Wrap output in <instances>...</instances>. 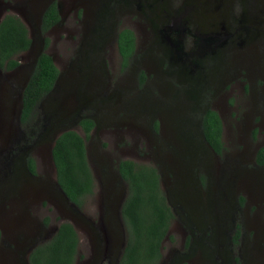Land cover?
<instances>
[{
    "label": "rangeland",
    "instance_id": "obj_1",
    "mask_svg": "<svg viewBox=\"0 0 264 264\" xmlns=\"http://www.w3.org/2000/svg\"><path fill=\"white\" fill-rule=\"evenodd\" d=\"M49 1L0 0V17L6 12L17 15L37 44L42 36L47 38L44 50L59 72L56 89L44 94L31 120L22 123L19 115L16 119L19 95L33 50L19 52L15 68L0 69V264H27L29 246L48 238L61 220L77 233L73 264H90L104 253L111 256L123 237L117 206L125 187L117 181L119 188L113 192L112 182L106 181L115 176L117 158L151 164L159 174L173 216L167 230L171 237L161 241L158 264H169L174 256L189 264H264V172L252 163L254 146L264 142V85H256L252 77L260 81L263 70L256 63L248 67L262 59L254 56L262 52L258 40L264 49V31L256 29L257 21L264 27V0H211L203 10L193 7L200 25L204 22L220 33L237 27L229 37L236 54L232 63L228 59L231 77L218 73L220 59L215 58L192 70L168 65L150 34L156 17L127 0H56L58 24L41 33L40 11ZM208 9L215 18L205 17ZM247 19L256 27L254 39ZM121 27L130 28L136 38V52L123 65L115 42ZM247 54L250 60L243 59ZM256 87L262 91L255 93ZM204 106L217 111L222 123V149L216 158L198 128ZM138 109L142 114L135 117ZM85 113L95 122L84 139L93 187L82 197L79 211L87 222H80L61 207L50 147L60 129L83 135L77 119ZM22 137L32 144L26 153L16 149L23 145ZM27 156L33 159V173L25 168ZM93 161L100 169L109 164L101 183ZM104 213L114 216L117 228L112 234L101 231L105 239L97 240L90 229ZM192 226H209L212 232L190 248L187 241L180 247L183 233Z\"/></svg>",
    "mask_w": 264,
    "mask_h": 264
},
{
    "label": "trees",
    "instance_id": "obj_2",
    "mask_svg": "<svg viewBox=\"0 0 264 264\" xmlns=\"http://www.w3.org/2000/svg\"><path fill=\"white\" fill-rule=\"evenodd\" d=\"M59 20L56 3L51 1L44 8L39 29L44 32ZM30 37L24 23L14 13L0 17V68L10 70L18 64L16 55L26 50ZM47 38L43 36V51L36 58L33 69L21 90L20 122L31 120L38 100L51 88L58 73L51 55L44 50ZM116 46L121 64H126L133 48L130 29L117 32ZM142 78V77H141ZM83 135L72 128L61 130L54 138L50 154L59 186L75 204L80 206L82 197L92 192L93 175L87 162L84 139L93 125L90 117L79 119ZM204 139L216 150L221 147L220 119L208 108L201 117ZM264 145L258 151H262ZM29 170L34 171L33 159L26 157ZM116 168L126 184V193L119 213L125 230V242L118 264H158L161 258V241L167 232L173 213L160 187L155 166L120 158ZM46 217L43 222H46ZM78 237L73 225L61 220L45 240L36 243L28 252L29 264H73L77 256Z\"/></svg>",
    "mask_w": 264,
    "mask_h": 264
},
{
    "label": "flooded vegetation",
    "instance_id": "obj_3",
    "mask_svg": "<svg viewBox=\"0 0 264 264\" xmlns=\"http://www.w3.org/2000/svg\"><path fill=\"white\" fill-rule=\"evenodd\" d=\"M51 1H54L56 3V0H50L48 3H50ZM127 1L129 3H133L135 9H139L142 12H144L146 10V8H148V12L149 13L151 12V14L154 17H156L155 22L150 23V27H151L150 34L152 37V41H154L153 43H155L156 48L159 49L162 52V54L165 56V60H166L168 65L176 63V64H180L183 66H187L190 70H192L194 67H196V68L204 67V65H207V63H211L215 58V59H220L219 65L217 66L218 67L217 68L218 73L227 74L228 77L233 76V72L230 70L229 60L232 63L236 59L235 58L236 54L233 51V44L229 43V42H232V41H230L229 37L231 35H233V33L235 32V29L237 27L233 26L232 28H228L227 30H225V32L220 33L219 32L220 29H218L214 26H203L202 24H204V22L200 25L198 20L196 19V15L193 13V10H194L193 7H199L203 10V8L207 7V4L210 3L211 0H161V2H158L159 0H152V1L151 0H127ZM123 2H124V0H123ZM232 2H234V1L232 0ZM151 4H154L155 7L152 8ZM208 12L209 13L205 14L206 18L214 17L212 10L209 11V9H208ZM258 12H260V11H258ZM214 13L217 16L218 15L221 16L217 10H215ZM232 15H233L232 21H234L235 14H232ZM205 17L202 16L203 21H205V19H204ZM245 19H243V20H245ZM247 20H249V21H247L248 25L251 24L252 31H255L256 27L253 24V22L251 21V19H247ZM58 21L55 22L54 24H52L51 26L58 24ZM259 22L260 21H257L258 25H257L256 29L261 34V31H264V27L263 26L261 27ZM121 28H124V27H121ZM128 29H130V28H128ZM255 34H256V31H255L254 35H252L253 39L255 38ZM132 36H133V32H132ZM206 37H207V39L209 37L212 40H209L208 42L207 41L202 42L201 38L205 39ZM116 38H117V33L115 34V42H116ZM153 38H154V40H153ZM257 42H260L258 45L260 46L259 48L261 49L262 52L258 53L256 51L254 58L262 57V59L260 61L255 60L250 65H248V67L251 68L252 66H255V63L260 65L261 69L263 70L262 73H260V75H259L260 81H258L257 75L252 77V81L256 82V85H264V73H263L264 72V49L261 46V40H258ZM227 43H229V44H227ZM216 46H217V48L215 49ZM162 49H164V51H162ZM253 51H254V49H252L250 52H253ZM134 52H136V38H134V36H133V48H132L131 54H133ZM251 57L252 56L250 54H247V55H245V57L243 59L250 60ZM243 59H240V60H243ZM225 68H228L230 70V72L228 70H225ZM237 70H238V68L236 69V72H237ZM240 74H241V72H240ZM242 75L245 76V75H247V73H242ZM141 77H143V75ZM57 78H58V76H57ZM55 79H54V81H55ZM141 80H142V78H141ZM249 84L252 85L251 83H249ZM248 87H249V85H248ZM252 88H254V87L252 86ZM261 91L262 90L260 88H258V87L255 88V93H257V92L259 93ZM263 106H264V99H263ZM208 108L214 110L211 107L204 106L201 109L200 116H199L200 118H199V122H198V128L200 130L202 137H203V134H202L203 131L201 128V117H202L203 113L206 111V109H208ZM141 112H142V110L140 111L138 109L135 112L134 116L139 117L140 114H142ZM215 112L217 113V115L220 119L218 112L217 111H215ZM83 116L90 117L86 113L81 114V115L79 114L78 119H77V126L81 129L82 133H83V130L79 124V119ZM90 118L93 121V125L90 128L89 133L95 126L94 125L95 124L94 119L92 117H90ZM156 125H157V121L154 122L155 128H156ZM221 126H222V123H221V119H220V127ZM220 135H221V130H220ZM21 139L23 140V145L20 147H18V146L17 147L15 146V147L17 150H21L22 153H26L27 150H29L31 148L32 144L31 143H25L26 141H25L24 137H22ZM203 139H204V137H203ZM220 140H221V138H220ZM204 141L208 145V147L210 148V151L213 154V156L216 158L222 149V144H221L219 151H216L205 139H204ZM262 145H264V142H261V143L256 144L254 146L253 151H252V163L254 164V166L256 168L261 169L264 172V149L262 151H258L260 146H262ZM85 153H86V150H85ZM118 159H120V158H117L115 160V167H114V171H115L114 173H115L116 177L114 176L113 179H110V177H108V179H106V181L108 180V181L112 182L111 187H112L113 192H116L118 190V188H119L118 182H121L124 184V187H125L124 192L122 193V198H121V200L117 206V212L119 213V207H120L121 201L123 200V197L125 196V193H126V184H125L124 180L121 178V176L119 175L117 168H116V163H117ZM93 167H94L93 169H94V172L97 176V179L101 183L102 177L104 176V174L106 175L109 172V164L104 163L101 166L102 169H100V167L97 165V163L95 161H93ZM25 168L29 173L34 172V171L29 170V168L27 166L26 158H25ZM97 168H98V172H96ZM54 180L56 182L55 176H54ZM108 181H107V183H108ZM166 202H167V199H166ZM167 204H168V202H167ZM169 207H170V205H169ZM170 209L172 211V208H170ZM105 210L107 211L106 207H105ZM104 215H105L104 216L105 218H103L101 221L98 222V224H97L98 226L95 227V230L98 233H100L101 231H103L105 233L109 231L112 234L114 232V229L117 228V223L115 221V218H114V216H112L109 213H107V214L104 213ZM118 219L120 220L119 214H118ZM90 232H91L90 233L91 236L94 237V232H93L92 228L90 229ZM211 232H212V230H211V227H209V226L203 230L199 229V227H197V226H192V228H190L189 232L187 231V232L183 233V235H182L183 240H182V242H180L181 243L180 247L183 246L184 243L187 241L188 242L187 247L190 248V247H192V242H194L196 239H201L203 237H204L203 238L204 240L207 239V237L209 238L208 235ZM165 237L170 238L168 236H165ZM186 237H187V240H186ZM173 250L176 254L180 253L179 249L173 248ZM118 259H119V257L117 255V248H115V250H113V253L111 256H109L108 254H105V253L101 254L98 258H96L97 261L93 260V262L91 261L90 264H118ZM187 262L188 261L187 260L185 261V259L174 256V257H172V259L169 260L168 263L169 264H189ZM257 264H259V262Z\"/></svg>",
    "mask_w": 264,
    "mask_h": 264
},
{
    "label": "water",
    "instance_id": "obj_4",
    "mask_svg": "<svg viewBox=\"0 0 264 264\" xmlns=\"http://www.w3.org/2000/svg\"><path fill=\"white\" fill-rule=\"evenodd\" d=\"M47 6V4L42 8V10L40 11V17H39V23H40V18H41V14L44 10V8ZM56 6H57V10H58V13H59V3L58 1H56ZM60 19V18H59ZM39 23H38V28H39ZM40 31V29H39ZM209 40H212L211 38L207 37L204 39L202 38V42H205V41H209ZM29 49L33 50V53H34V57H33V60H32V67H31V70L30 72L32 71L33 69V66H34V63L36 61V58H37V55L43 51V36L41 37L40 39V42L39 44L33 42L32 38H30V43H29V46H28ZM30 74V73H29ZM29 76V75H28ZM57 76L59 77V73L56 75V79L55 81H53V84L51 86V88L45 93V94H49L51 93V91L55 90L56 89V84H57ZM28 78V77H27ZM26 78V79H27ZM26 80L24 81V83L22 84V88L25 84ZM22 90V89H21ZM19 110H18V114H17V121H18V115L20 113V106H21V93L19 95ZM43 124L42 125H45L46 122H47V116L43 115ZM63 129H67V128H63ZM63 129H60L56 134H54V136L52 137V143H53V140L55 138V136ZM51 143V145H52ZM51 148V147H50ZM52 159V158H51ZM56 187V194H58L59 196V202L61 204V207L65 210V212L68 213V215L73 219V221H76V220H79L80 222H87V219L85 216L82 215V213L79 211V207L77 204H75L73 201L69 200V198L66 196V194L63 192V190L61 189V187L59 186L58 182L56 181L55 182V185ZM124 198V197H123ZM120 208V207H119ZM119 214V217H120V213ZM119 220V219H118ZM119 225H120V231L123 233V237H122V240H121V243H120V246L119 248L117 249V255L119 257V255L121 254L122 252V248H123V245H124V242H125V230H124V226H123V223L121 221V218L119 220ZM55 229V228H54ZM93 232H94V237L97 239V240H101V239H105V235L102 233V235L100 233H98L96 230H95V227L92 228ZM54 231V230H53ZM35 245V242H33L28 250H27V255H28V252L31 250V248ZM100 252V251H99ZM27 264L28 263V259H27Z\"/></svg>",
    "mask_w": 264,
    "mask_h": 264
},
{
    "label": "bare ground",
    "instance_id": "obj_5",
    "mask_svg": "<svg viewBox=\"0 0 264 264\" xmlns=\"http://www.w3.org/2000/svg\"><path fill=\"white\" fill-rule=\"evenodd\" d=\"M201 40H202V38H201Z\"/></svg>",
    "mask_w": 264,
    "mask_h": 264
}]
</instances>
